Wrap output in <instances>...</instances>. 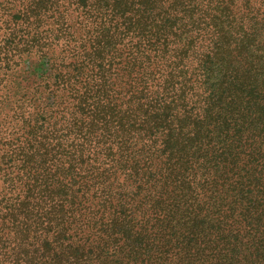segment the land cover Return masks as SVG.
Instances as JSON below:
<instances>
[{"label": "trees", "instance_id": "obj_1", "mask_svg": "<svg viewBox=\"0 0 264 264\" xmlns=\"http://www.w3.org/2000/svg\"><path fill=\"white\" fill-rule=\"evenodd\" d=\"M0 264H264V0H0Z\"/></svg>", "mask_w": 264, "mask_h": 264}]
</instances>
